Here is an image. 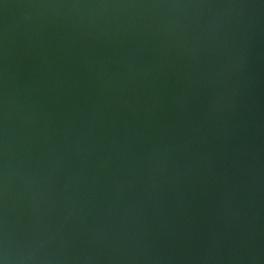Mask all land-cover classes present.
Instances as JSON below:
<instances>
[{
    "label": "water",
    "instance_id": "obj_1",
    "mask_svg": "<svg viewBox=\"0 0 264 264\" xmlns=\"http://www.w3.org/2000/svg\"><path fill=\"white\" fill-rule=\"evenodd\" d=\"M0 264H264V0H0Z\"/></svg>",
    "mask_w": 264,
    "mask_h": 264
}]
</instances>
